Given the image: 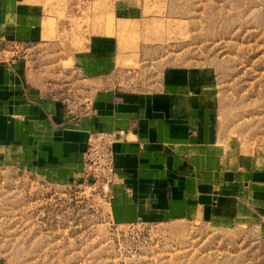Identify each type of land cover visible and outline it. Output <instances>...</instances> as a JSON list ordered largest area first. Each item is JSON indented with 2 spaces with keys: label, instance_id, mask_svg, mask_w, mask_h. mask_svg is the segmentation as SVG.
<instances>
[{
  "label": "rangeland",
  "instance_id": "obj_1",
  "mask_svg": "<svg viewBox=\"0 0 264 264\" xmlns=\"http://www.w3.org/2000/svg\"><path fill=\"white\" fill-rule=\"evenodd\" d=\"M36 1L43 35L47 26L51 35L40 50L24 49L40 53L47 70L52 64V94L73 103L91 91L71 54L104 37L117 58L106 87L146 90L180 79L216 94L222 143L264 158V0ZM106 199L0 162V263L264 264V221L255 215L121 224Z\"/></svg>",
  "mask_w": 264,
  "mask_h": 264
},
{
  "label": "crops",
  "instance_id": "obj_2",
  "mask_svg": "<svg viewBox=\"0 0 264 264\" xmlns=\"http://www.w3.org/2000/svg\"><path fill=\"white\" fill-rule=\"evenodd\" d=\"M43 34L36 0H0V162L50 185H81L88 134L110 131L116 137L107 198L112 221L228 218L241 211L264 221V158L222 143L216 94L180 79L146 90L106 87L116 54L104 37L92 36L71 54L72 70L91 91L70 103L47 87L52 64L47 70L40 53L24 49L40 50L50 26Z\"/></svg>",
  "mask_w": 264,
  "mask_h": 264
},
{
  "label": "built area",
  "instance_id": "obj_3",
  "mask_svg": "<svg viewBox=\"0 0 264 264\" xmlns=\"http://www.w3.org/2000/svg\"><path fill=\"white\" fill-rule=\"evenodd\" d=\"M116 137L110 131H91L81 154V176L85 187L97 190L102 198H108L114 181L113 143ZM107 200V199H106Z\"/></svg>",
  "mask_w": 264,
  "mask_h": 264
}]
</instances>
